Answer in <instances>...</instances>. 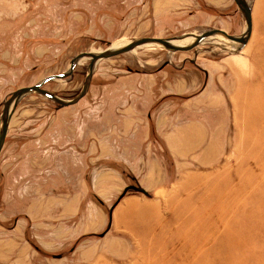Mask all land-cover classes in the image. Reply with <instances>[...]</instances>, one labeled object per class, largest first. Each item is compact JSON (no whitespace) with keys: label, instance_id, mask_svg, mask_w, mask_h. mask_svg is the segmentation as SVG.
<instances>
[{"label":"rangeland","instance_id":"1","mask_svg":"<svg viewBox=\"0 0 264 264\" xmlns=\"http://www.w3.org/2000/svg\"><path fill=\"white\" fill-rule=\"evenodd\" d=\"M252 2L253 38L249 48L238 54L212 45L175 54L142 48L100 62L90 91L74 106L59 109L37 95L22 101L0 155V264H264V0ZM244 28L233 0H0V114L11 93L67 72L75 56L102 50L107 43L172 38L209 29L240 35ZM250 52H258L251 83H230L226 105L206 106L210 109L208 127L225 146L219 164L210 170V185H203L207 175L200 174L194 180L203 179L201 184L184 190L179 186L177 199L153 198L161 201L163 214L155 202L140 211L117 213L115 218L114 209L127 194L142 193L123 192L108 207L92 191L90 197L107 214L106 226L75 239L51 236L53 250H46L34 235L30 221L25 227L19 225L24 229L18 233V222L26 216L17 215L9 196L10 181L5 178L18 144L28 138L41 139L51 131L56 117L84 116L96 110L95 102L104 99L106 85L122 74L159 75L171 71L172 65L188 62L185 58L219 61L249 58ZM166 62L169 64L164 66ZM88 64L84 61L71 78L52 81L44 88L62 98L74 97L84 84ZM227 79H232L231 73ZM240 79L235 76L232 82ZM152 129L155 131L153 123ZM163 155L168 182L188 186L177 174L166 147ZM114 166L129 179L122 165ZM130 182V186L140 187ZM51 188L53 193L55 187Z\"/></svg>","mask_w":264,"mask_h":264},{"label":"crops","instance_id":"2","mask_svg":"<svg viewBox=\"0 0 264 264\" xmlns=\"http://www.w3.org/2000/svg\"><path fill=\"white\" fill-rule=\"evenodd\" d=\"M254 27L253 11V31ZM248 54L249 58L236 56L219 61L185 58L188 62L172 65L173 71L159 75L122 74L106 85L104 99L95 102L96 110L84 116L56 117L51 131L41 139L28 138L18 144L5 174L17 215L26 216L18 222V233L24 229L19 225L25 227L30 221L34 235L46 250H53L51 236L75 239L96 234L106 226L107 214L90 197L92 191L108 207L131 180L148 193L145 197L127 194L115 207V218L117 213L140 211L155 202L163 214L161 201L153 198L166 195L177 199L179 186L184 190L201 184L203 179L197 183L194 180L200 174L207 175L203 185H210V170L219 164L225 146L216 141L208 127L210 109L206 106L226 105L230 83H251L249 77L255 71L258 52ZM228 73L232 79H241L232 82L227 79ZM165 147L174 159L177 174L188 181V186L168 182ZM115 164L125 168L129 179L116 170ZM138 203L142 206L131 209Z\"/></svg>","mask_w":264,"mask_h":264},{"label":"water","instance_id":"3","mask_svg":"<svg viewBox=\"0 0 264 264\" xmlns=\"http://www.w3.org/2000/svg\"><path fill=\"white\" fill-rule=\"evenodd\" d=\"M237 6L245 23L244 31L240 35H231L222 29H209L200 33H189L172 38L142 37L125 40L118 43H107L102 50L83 52L75 56L71 62L69 70L63 74L52 75L43 81L33 85L18 89L11 93L3 102L2 113L0 114V155L4 148L6 138L10 132L12 117L22 101L30 96L37 95L45 100L58 105L59 109L74 106L86 97L90 91L93 77L98 64L102 61L111 60L129 53H133L142 48H158L170 54L185 53L197 50L201 47L212 45L228 51L231 55L240 53L248 45L253 33V2L252 0H233ZM184 42V43H182ZM104 44V43H102ZM89 61L86 68L85 80L80 91L72 98H62L44 88L52 81L65 80L74 75L75 68ZM166 62L164 66L168 65ZM163 66V67H164ZM130 191L142 193L148 196L141 187L129 186L125 189L124 195Z\"/></svg>","mask_w":264,"mask_h":264},{"label":"trees","instance_id":"4","mask_svg":"<svg viewBox=\"0 0 264 264\" xmlns=\"http://www.w3.org/2000/svg\"><path fill=\"white\" fill-rule=\"evenodd\" d=\"M152 138H154V139L156 138L154 129H152Z\"/></svg>","mask_w":264,"mask_h":264},{"label":"bare ground","instance_id":"5","mask_svg":"<svg viewBox=\"0 0 264 264\" xmlns=\"http://www.w3.org/2000/svg\"><path fill=\"white\" fill-rule=\"evenodd\" d=\"M182 43H184V42H182Z\"/></svg>","mask_w":264,"mask_h":264}]
</instances>
